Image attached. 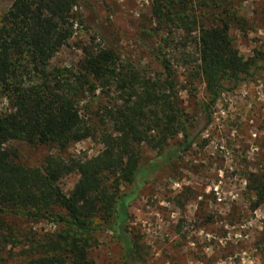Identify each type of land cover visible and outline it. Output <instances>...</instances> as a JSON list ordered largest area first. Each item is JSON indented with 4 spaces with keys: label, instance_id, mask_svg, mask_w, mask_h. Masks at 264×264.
<instances>
[{
    "label": "rangeland",
    "instance_id": "1",
    "mask_svg": "<svg viewBox=\"0 0 264 264\" xmlns=\"http://www.w3.org/2000/svg\"><path fill=\"white\" fill-rule=\"evenodd\" d=\"M15 1L0 0V22ZM77 1L71 16L74 36L53 57L48 72L61 70L69 85L79 74L90 76L97 91L74 99L80 100L81 114L96 138L66 151L24 142L6 145L14 160L27 167H42L50 155L87 160L103 150L101 138L112 129L108 112L122 104L123 94L108 76L90 70L87 53H113L116 61L110 68L116 74L131 73L147 81L163 77V64H169L178 81L180 107L194 120L205 116L208 99L197 72V28L156 18L152 0ZM184 2L182 14L196 18L199 27L202 20L205 27H222V20L229 19L231 39L245 60L255 58L257 52L264 54V0H210L207 6L204 0ZM10 109L0 97V113ZM212 112V125L189 153L169 169L142 175L134 186L122 188L124 194H137L129 207L127 227L146 247L143 264H264V204L254 209L258 202L254 180L264 182V76L225 93ZM181 141L179 136L170 143ZM141 150L144 162L156 160L158 153L151 147L143 144ZM78 180L73 174L60 187L69 195ZM1 222L0 234L9 233L14 241L0 264L26 263L27 243L18 241L62 228L28 219ZM95 237L97 246L89 253L92 262L125 264L112 234Z\"/></svg>",
    "mask_w": 264,
    "mask_h": 264
},
{
    "label": "trees",
    "instance_id": "2",
    "mask_svg": "<svg viewBox=\"0 0 264 264\" xmlns=\"http://www.w3.org/2000/svg\"><path fill=\"white\" fill-rule=\"evenodd\" d=\"M152 1L156 18L199 32L197 72L206 87L205 116L194 120L180 107L178 81L169 64H163V77L147 81L131 73L116 74L110 68L116 61L113 53H87L90 70L108 76L123 94L122 104L108 112L112 129L103 134L97 156L65 160L50 155L39 168L16 162L5 146L24 142L66 151L96 138L81 114L80 100L74 99L97 91L90 76L79 74L69 85L61 70L48 72L53 57L74 36L71 16L78 1L16 0L0 22V97L11 107L0 113V227L4 218L62 227L55 234L18 241L27 243L30 256L22 264H95L89 253L102 233L112 234L120 244L125 264L145 263L146 247L127 227L137 194H124L122 188L134 186L142 175L169 169L210 128L212 109L225 93L264 76V54L245 60L231 39L229 19L222 20V27H205L200 20L199 27L196 18L182 14L184 0ZM179 136L180 143H170ZM143 144L158 153L156 160L144 162ZM73 174L79 180L67 195L60 182ZM254 185L256 209L264 204V182L254 180ZM13 241L11 234H0V260Z\"/></svg>",
    "mask_w": 264,
    "mask_h": 264
}]
</instances>
